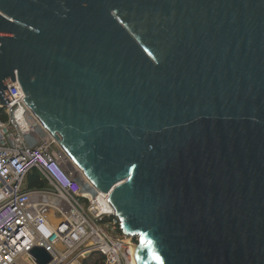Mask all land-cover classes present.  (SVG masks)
Returning <instances> with one entry per match:
<instances>
[{
	"label": "water",
	"instance_id": "1",
	"mask_svg": "<svg viewBox=\"0 0 264 264\" xmlns=\"http://www.w3.org/2000/svg\"><path fill=\"white\" fill-rule=\"evenodd\" d=\"M14 83L135 264H264V0H0Z\"/></svg>",
	"mask_w": 264,
	"mask_h": 264
},
{
	"label": "built area",
	"instance_id": "2",
	"mask_svg": "<svg viewBox=\"0 0 264 264\" xmlns=\"http://www.w3.org/2000/svg\"><path fill=\"white\" fill-rule=\"evenodd\" d=\"M0 120V264H19L45 249L50 264H135L140 237L125 236L107 199L82 174L60 142L32 113L16 84ZM36 169L45 187L28 190Z\"/></svg>",
	"mask_w": 264,
	"mask_h": 264
},
{
	"label": "trees",
	"instance_id": "3",
	"mask_svg": "<svg viewBox=\"0 0 264 264\" xmlns=\"http://www.w3.org/2000/svg\"><path fill=\"white\" fill-rule=\"evenodd\" d=\"M6 119L4 112L0 109V120L4 121ZM45 187V183L39 174V172L34 169L31 171L27 177V189L28 190H42ZM84 264H103V258L94 255L89 260H87Z\"/></svg>",
	"mask_w": 264,
	"mask_h": 264
},
{
	"label": "rangeland",
	"instance_id": "4",
	"mask_svg": "<svg viewBox=\"0 0 264 264\" xmlns=\"http://www.w3.org/2000/svg\"><path fill=\"white\" fill-rule=\"evenodd\" d=\"M19 264H32V261L27 258H23L22 260H20Z\"/></svg>",
	"mask_w": 264,
	"mask_h": 264
},
{
	"label": "bare ground",
	"instance_id": "5",
	"mask_svg": "<svg viewBox=\"0 0 264 264\" xmlns=\"http://www.w3.org/2000/svg\"><path fill=\"white\" fill-rule=\"evenodd\" d=\"M82 172V171H81ZM82 174H83V172H82ZM84 175V174H83Z\"/></svg>",
	"mask_w": 264,
	"mask_h": 264
}]
</instances>
